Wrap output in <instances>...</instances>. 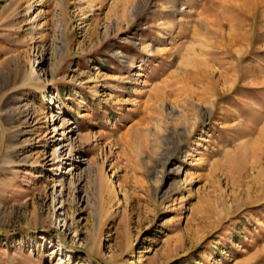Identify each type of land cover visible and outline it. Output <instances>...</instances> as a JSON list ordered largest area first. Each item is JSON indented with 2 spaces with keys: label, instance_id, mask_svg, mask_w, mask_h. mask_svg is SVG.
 Wrapping results in <instances>:
<instances>
[{
  "label": "rangeland",
  "instance_id": "obj_1",
  "mask_svg": "<svg viewBox=\"0 0 264 264\" xmlns=\"http://www.w3.org/2000/svg\"><path fill=\"white\" fill-rule=\"evenodd\" d=\"M0 118V264H264V0H0Z\"/></svg>",
  "mask_w": 264,
  "mask_h": 264
},
{
  "label": "bare ground",
  "instance_id": "obj_2",
  "mask_svg": "<svg viewBox=\"0 0 264 264\" xmlns=\"http://www.w3.org/2000/svg\"><path fill=\"white\" fill-rule=\"evenodd\" d=\"M241 1V0H240ZM242 1H247V0H242ZM149 48V47H148ZM34 75H35V79L38 81L39 80V77L37 76V74H36V72L34 73ZM58 115V114H57ZM56 115H54V114H51V121H54V117H55ZM58 118V116L56 117V119ZM55 119V120H56ZM68 123V122H67ZM54 124V123H53ZM61 125L62 126H64L65 124H64V122H62L61 123ZM57 126H55L54 128H53V132H54V134H53V136L55 135V137L57 136V135H60V138H57V139H61V140H63V139H66V138H68V139H71V135L74 133V130L73 129H69L68 130V133H66V132H58L59 130H56L57 128H56ZM68 134H70L69 136H68ZM69 142L70 143H66L65 145L66 146H68V148L66 149V150H68L67 151V154L69 155L70 154V152L72 151V148H73V146H72V142H71V140H69ZM64 147V146H63ZM62 147V148H63ZM61 148V149H62ZM62 153V152H61ZM52 160L57 156L58 158H60L61 157V154H59V152H58V150H56V149H54L53 151H52ZM60 161V160H59ZM87 170L89 171V173L91 174L92 172H93V170H94V168H93V166L91 165V163L90 162H88L87 163Z\"/></svg>",
  "mask_w": 264,
  "mask_h": 264
},
{
  "label": "water",
  "instance_id": "obj_3",
  "mask_svg": "<svg viewBox=\"0 0 264 264\" xmlns=\"http://www.w3.org/2000/svg\"><path fill=\"white\" fill-rule=\"evenodd\" d=\"M0 129H1V139H0V152L2 151L3 149V146H4V141L6 139V133H5V129H4V126H3V121L2 119L0 118ZM3 229H0V232L2 231ZM85 255H87L90 259H92L93 261H95L97 264H102L100 263V261H98L96 258H94L90 253L88 252H84Z\"/></svg>",
  "mask_w": 264,
  "mask_h": 264
}]
</instances>
